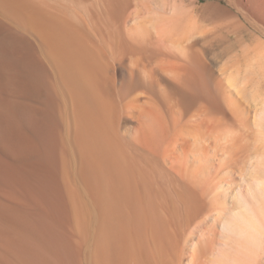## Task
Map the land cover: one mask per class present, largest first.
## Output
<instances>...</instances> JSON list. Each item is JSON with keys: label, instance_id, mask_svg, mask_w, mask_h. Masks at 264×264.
Wrapping results in <instances>:
<instances>
[{"label": "bare ground", "instance_id": "bare-ground-1", "mask_svg": "<svg viewBox=\"0 0 264 264\" xmlns=\"http://www.w3.org/2000/svg\"><path fill=\"white\" fill-rule=\"evenodd\" d=\"M0 264H264V0H0Z\"/></svg>", "mask_w": 264, "mask_h": 264}]
</instances>
